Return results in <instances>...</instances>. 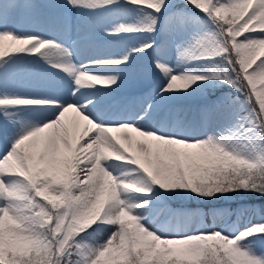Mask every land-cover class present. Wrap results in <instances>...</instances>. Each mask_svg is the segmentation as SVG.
I'll return each instance as SVG.
<instances>
[{
	"label": "rangeland",
	"instance_id": "rangeland-1",
	"mask_svg": "<svg viewBox=\"0 0 264 264\" xmlns=\"http://www.w3.org/2000/svg\"><path fill=\"white\" fill-rule=\"evenodd\" d=\"M256 1L258 2L259 0H247V7H249V10L257 4ZM39 4H41L45 10L41 11L42 9L39 7ZM159 11L167 13V17H165L166 19L163 18L161 23L173 32L177 48H184L190 53L185 55V52L182 53L181 51H176L174 52L175 60L178 61V63L180 62V64H186V66L191 67L190 73L187 76L199 75L206 77V79L194 81L187 89H182L179 85H177L178 87L173 89L172 92L164 91L160 94V89H155L153 92L147 93L146 96L148 98L146 97V101H144L143 104H141V101L139 102L137 113H143V115H146V110L158 108V106L165 102L177 103L175 101L183 97L186 98L192 94H199L201 99L197 103H201L200 105L205 106L204 113H202V115L198 113L201 118L196 116V119H201V126L196 129L193 128L183 130L177 135L172 134L173 138L193 141L206 139L208 136H219L221 134H243V136L254 140V144L248 145V152L251 153L253 157L249 160V163L253 166L249 168L247 165H243V167L246 169L258 170L264 166V152L260 151L259 147L260 144H264V137L260 136L259 127L254 126L251 120L246 118L249 116L251 109H255L257 112L261 111L257 105H262L261 102L264 101V95H261L264 94V78L255 79L254 92L256 93V99L251 103V105H249L244 93L241 92L238 87H234L232 84L228 83V81L223 79V75L226 72L230 73V66L228 65L225 54H216L213 51L204 52L202 49L192 51L198 40L206 39L218 33L219 30L213 19L202 10L197 9L194 5H192L190 0H164ZM244 12L245 10H243V13ZM156 14L157 13L153 10H148L147 7L144 8L141 5L131 3L130 0H78V2L75 3L73 0H0V33L7 32L17 37H36L38 39L51 41L55 46L60 47L64 52L73 48L75 44L82 43L83 39L87 40L89 38L97 37V42L88 41L90 44L94 45L95 43L101 44L103 41L106 42V40H110V38L113 39L118 33L126 32L122 30L123 26V28H131L133 30L127 31L132 36H128L126 38L127 40L125 39V46L121 51L122 54L119 55L122 57H111L112 53L97 50V52L93 54V57L90 59L95 57L96 62L104 64L103 68H108V66L105 65H111V63H107L109 61L108 59H122L125 61V57L127 55L125 52L137 50L135 61L137 63L146 62L147 64H150L151 49L158 44V36L153 35L152 33L143 32V28L144 24L151 22V20L155 18ZM172 16L175 19V23L171 20ZM240 18L241 16L238 17L239 22L243 19ZM257 19H259V17H257ZM254 24H256V20H252L248 24V27L251 28L252 31L256 30L258 32V28H264V24H259L254 28ZM245 31H248V29L246 28ZM103 34L105 35L104 38ZM245 35L255 37L260 34L248 33ZM243 38L244 37L242 36L238 37V39ZM8 43L10 42L6 41L5 45ZM173 44L175 45V43ZM144 45H150V47H148L146 51H140L139 49H141ZM56 49L57 48L54 47L42 50L43 53L23 52L24 55L22 56L11 55L0 58V99L36 97L35 93L40 92L39 89L29 90L21 84V78L22 74H24V70H28L29 65L34 64L35 62L47 67L49 70H55L58 73L60 72L59 74L61 77L56 81V87L62 89L64 85L68 84V86L71 85L74 90L77 89L78 92H81V90L86 88L85 86H90L92 83L81 85L82 89L79 85L78 88L75 75L65 71L61 67H57L56 65L58 63L47 59V57L53 54ZM100 53L101 55H98ZM143 55H147V58H142ZM65 56L63 54V57ZM66 58L72 60L73 55L70 53V55L66 56ZM214 58L215 60H213ZM139 59L140 61H137ZM80 60L83 61L81 57L76 59V61ZM131 62L135 63L134 61ZM80 68L82 69L83 67H77L75 69L79 71L81 70ZM144 68L147 67L143 65L138 70H134L129 81L127 77L122 79L120 77L118 78L119 80H117L115 76L108 75L110 73L104 74L103 77L99 78L113 79L114 77V79L119 82L123 81L124 87L120 90L123 92L127 88H138L146 82L153 80L148 71L146 75L142 72ZM139 72H142V74ZM217 74H219V78H216ZM172 75H177V73L175 74L174 72H170L167 82H170V77ZM140 81L142 83H140ZM216 87H219V89L213 93H209V89H215ZM71 97L74 96L71 95ZM197 103L192 100L191 106L192 104L198 106ZM3 107L4 105H0V131L4 130L7 125L17 123L15 117H9L3 113ZM193 116L195 115H192V117ZM261 119H264V116L257 117V123H260ZM37 123L38 122L36 121L34 125ZM226 124H229V126ZM34 125L29 127H20L21 130L16 129L15 132L12 133L11 138H7L5 141L1 142L0 157L9 151L18 138L24 135L27 130H31ZM55 127L62 135L63 132L61 130V126L57 125ZM69 135L70 143H74L72 132H70ZM100 136L102 137L103 133L93 136L89 135L88 137H94L95 140L94 138L88 140L86 139L83 143H80L78 148L75 147L74 151L77 153H84L86 151L84 153V164L89 162L88 164L90 166L93 158L98 157L101 159L99 154L87 152L88 145L93 144L96 146L97 141L101 138ZM146 139L147 141L151 140L149 137H146ZM183 140L173 142V146L171 147L172 149L169 150L168 160L165 161V165H167V167L164 171L170 173L174 177H182V180L178 181L177 185L178 187H182L186 198L190 192L192 193L191 196L196 193L197 186L195 182L204 181L207 177V173L210 174L213 172L211 169H214V167H242L219 153L207 150L197 145L196 147H192V145L195 144H186ZM75 142L77 143L78 139H75ZM24 143L25 142H22V144ZM146 143L147 142H145V148ZM245 143H247V141H245ZM122 147L125 148V151H128V144H125ZM254 147L255 150H253ZM145 148L144 150L146 153L147 148ZM23 149L24 147L19 145L16 154L13 155V161L8 163L7 161L0 162V176L3 174L13 175L7 177H14V175L30 177L32 182L34 181L35 184L42 185L40 189V198L43 202H47L50 207H62L64 205L62 196L64 193H68L73 196L74 192L72 187L67 185L66 182L64 185L62 177L53 181L50 179L47 171L45 173V171L40 170L39 167L36 168L32 164H29L27 161L29 155L26 154L27 152L25 153ZM149 155L150 156L148 157H143L150 161L152 156L151 154ZM91 156H93V158H91ZM152 164L153 169H155L154 163ZM60 169L61 171L62 169L64 170L63 163H61ZM61 175H63V172H61ZM82 179L83 178H76L77 181L75 183L79 184L83 181ZM135 180H139L138 177ZM209 181L210 179L206 182ZM241 181H243V183H241ZM201 183L203 184L205 182ZM168 184L170 185V187H167L168 189H161L159 186H151L153 189L151 192L136 193L138 196L130 200L131 203L139 205V207L133 209V214L140 217L141 224L155 234L162 236H185L221 232L223 235L232 238L240 232L246 230L251 225L264 224V211H260L254 201L255 199H249L246 197L247 191L244 190V187H250L249 178H241L239 180V184L243 187V189L241 192L236 193L234 197H225L223 201L216 204L212 203L203 208L198 204L186 206L181 203L172 204L167 201V196H169L171 190L173 189L172 184L175 183ZM102 192L103 193H99L98 196V199L101 201V205L106 202L108 198L107 191L105 190ZM26 194L29 196L28 193ZM27 196L24 198L26 200H23L24 205L28 203L25 202L28 201ZM0 199L4 200L3 195H0ZM24 205L21 207L20 211L22 214H28L29 209L24 207ZM34 210L38 211V209ZM184 216L189 217L193 221L194 225H196L195 229L188 230L183 235L167 231L166 227L168 225H174L178 222H182V220L185 219L183 218ZM0 219L3 218L0 217ZM123 220L129 232L135 233L137 230L136 222L131 221L127 216L123 217ZM20 227L21 225L18 217L10 223L5 222L3 224L0 222V257H6L5 255L11 252L18 255H30L33 257V255H37L38 252H43L44 254L45 251L49 249V241L45 237L28 239L26 238L28 234L22 233L20 231ZM116 227L117 226L115 225H108L103 221H98L95 225L84 232L78 235L76 233H72L69 237L77 235L74 238L75 243L80 244L81 247L84 245L96 247L104 244L110 238L111 234L116 231ZM38 231L44 232L46 231V228L38 229ZM62 234L65 235L63 231L58 233V235ZM137 234V240L133 246L136 250L140 248L144 250L145 256L143 257V260H148L149 257L155 255L157 252H161V254L175 253L180 257L188 259H194L197 257V254L190 247L181 242L157 244L155 242H146L144 239L146 234H141L139 232ZM215 243L218 246V244L222 242ZM242 243L251 245V248L254 246L253 250L255 247H263L262 253L258 254V256L264 257V234H254L253 236L245 239ZM53 252H56V249H53ZM122 254L124 253L119 249H109L98 258L99 264L109 262ZM79 258L80 257L73 253V259ZM237 259L244 260L242 257H237Z\"/></svg>",
	"mask_w": 264,
	"mask_h": 264
},
{
	"label": "bare ground",
	"instance_id": "bare-ground-1",
	"mask_svg": "<svg viewBox=\"0 0 264 264\" xmlns=\"http://www.w3.org/2000/svg\"><path fill=\"white\" fill-rule=\"evenodd\" d=\"M260 2H264V0H259L258 2L256 1V3H260ZM165 17H167V16L165 15ZM171 20L173 23H175V19L173 16H172ZM160 31H161V33H160L159 37L161 36V38H160L158 44H156V46H154L151 49V58H150L151 61L149 60L150 64H147V66L150 67L149 69L148 68L147 69L150 72V74H152L151 78L154 80L155 83L152 85V87L145 89L144 92L139 96V98L141 100H144V101H146L147 93L153 92L155 89L156 90L160 89V94H161V92H164V91H169V92L173 91V89L167 88V85L169 83V82H167V78L169 77L170 72H174L175 74L177 73L178 76H187L191 70L190 66H186V64H180V62L178 63V61L175 60L174 52L181 51L183 53V52H186V49L177 48V43L174 40L173 32L168 27H166L165 25L161 26ZM103 36H105V35L103 34ZM258 36H255V37H258ZM83 37H85V36H83ZM72 38H74V37H72ZM126 40H110V41L108 40L106 42L103 41L101 44L95 43V45L89 44V42L88 43H86V42L79 43L78 42L79 44H75L73 46L72 50L76 51L77 57H81V59H83V61L82 60L71 61L68 59H67V61L74 68L83 67L82 69L80 68L81 70H79V71H83L85 73L95 75L97 77H103L104 74L110 73L108 75L115 76L117 80H119L118 78H120V77H121V79L127 77L128 81H129L130 76L133 74L134 69H131V68H115L112 66H108V68H103V66L93 64V60L95 61V57L90 59L91 57H93L92 55L97 52V50H99L101 52L104 51V52L112 53L111 57H121L119 55L122 54L121 51L123 50V48L125 46ZM96 42H97V40H96ZM173 43H175V45ZM126 45H128V44H126ZM86 50H90L92 52L88 53V52H86ZM135 51L137 53V50H135ZM98 55H101V53ZM106 56H108V55H106ZM146 56L143 55L142 58L146 59L147 58ZM47 59L49 61L56 62V63L60 64L66 58L63 57L62 53L54 52L53 54L49 55L47 57ZM87 61H88V63H87ZM142 63H146V62H142ZM158 64H161L164 67H166L169 70V72L166 74L162 70L161 67L157 66ZM142 72L146 75L147 70L144 68ZM142 72H139V73L142 74ZM69 75H71V74H69ZM135 76H137V75H135ZM138 78H139V76H138ZM117 80H115V83L108 84L110 89L114 86L123 89V87H124L123 81L119 82ZM46 81L49 83L50 86L56 85V81L52 78L46 79ZM62 82H64V81H62ZM140 83H142V82L140 81ZM60 84H61V82H60ZM85 87H87V86H85ZM78 88H79V85H78ZM81 89H82V86H81ZM39 91H41V90H39ZM50 93L52 95H54L55 99L58 100V102H59L57 108H54V107H52V108L36 107V108H31V109L27 110L29 105H27L25 107L18 106L21 109L12 108L9 105H6V106L4 105L3 113L9 117L17 118V123L7 125V127H5L4 130L0 131V144H1V142L5 141L7 138L8 139L11 138L12 133L15 132L16 129L21 130L20 127L33 126L36 121L38 123L36 125H34V127H38V126H42L44 123H47L48 121L52 120L50 123L45 124L35 134L27 136L24 138L23 141L26 140L25 141L26 143H25V145H23V147H24L23 150L25 151V153L27 152L26 154L29 155L28 159H27L28 163L32 164L36 168L39 167L40 170H44L45 173L47 171L49 173L50 179L53 181H56L57 178L59 179V178L63 177V175H61V172L66 171V164L69 163V168L73 169V173H72L70 180L66 181V184L70 185V187H72L73 192H74L73 197L78 196L79 192H80V189L78 187L79 184L75 183L77 181L76 178H83L82 180L85 181V174L88 171V169L92 166V164L90 166L88 164L89 162L87 164H84L85 163L84 153L86 151L84 153H77L74 150H71L70 148H68V146L65 143V138H64L66 134H69L70 132H72V136H74V135L78 134L80 128H83L82 134L84 132H86V129H87L88 130L87 135L93 136V135H96L99 133H103L100 126L107 127V126L120 125V127L108 129V134L114 140H116V142L119 143L121 146H123L125 144H128V146H130L129 143H133L135 146V149H136L135 151L139 155H141L142 157L143 156L148 157L149 152L146 151V153H145V150H144L145 142H147V139H146L147 136L142 135L138 131L137 132L130 131V129L132 128L131 125L137 127L138 129H140L142 131L155 132V133L160 134L162 136L172 137V138H173L172 134L177 135L178 133L182 132L183 130L193 129V128L196 129L197 127L201 126V119L200 120L196 119L197 118L196 116H199V118H201V116L197 113L195 116L192 117V115H190V110L188 112L187 110L180 108V106H181V104H183V102H179L180 104L174 103L172 106V109L169 113L162 112V113L158 114L153 119L151 118L149 120H143L140 118V116L139 117L137 116L138 114H137L136 106H134L133 110H131V111L126 110L122 106H120L119 108L114 109V110H116L115 113H111L112 109L110 108L111 106L109 104L106 106V108L104 110H100V107L102 105L98 104L97 102H96L97 105L88 106V103L90 101L89 98L96 97L101 92H94V93H90V94H81L82 92L79 91V94H77L78 93L77 89L74 90L71 85L68 86V84H67V85H64V87L62 89L61 88L51 89ZM69 93L70 94H77L74 101L71 100V98L69 97ZM1 106H3V105H1ZM64 106H69L70 110L66 113H61V115L58 116L59 111H61ZM79 109L82 111V113L79 111ZM82 114L87 115L91 119H93L95 124L90 123V125H89V122L87 121V119ZM53 119H55V120H53ZM227 120H229V119H227ZM9 123H10V121H9ZM129 124H131V125H129ZM57 125L61 126V130L63 132L62 135L59 131L56 130L55 126H57ZM194 125H196V126H194ZM226 125L229 126V124H226ZM84 126L86 127V129ZM82 134L80 135V137L82 136ZM87 137H86V139L88 140ZM94 140H95V138H94ZM147 143L154 145L151 156L153 158L152 161L154 163L155 168L158 167L159 163L165 164V161L168 160L169 150L172 149L171 147L173 146L172 145L173 142H169V141H167L165 139H161V138H155L154 140L153 139L149 140V142H147ZM147 143H146V145H147ZM87 150H88L87 152H93V153L99 154L101 159L96 157L95 160H97V161L103 160L106 157H108L109 155H111V152L109 151L108 147L106 146V144L104 142L103 136L101 138H99V140L96 143V146L93 144H89L87 147ZM31 155H32V157H31ZM77 155H78V158H77ZM61 157H62V160H61ZM23 158H25V157H23ZM91 158H93V156H91ZM13 160H14V156L12 155L6 161L8 163V162H11ZM146 161H147V159H146ZM61 163H63V165H64V170L62 169V171L60 169ZM105 166H107L109 168V171H112L114 174L124 173L130 179H133V180H135L137 177L139 180L144 178V175L137 169L138 167L135 165L134 166L130 165V164L124 165L122 163H118V162H114L113 160H110V161L105 162ZM37 171H39V170H37ZM65 175H66V173H65ZM2 176H4V175L2 174ZM66 176H64V177L66 179H68V176L67 177ZM18 178L5 176L3 179H4L5 183L7 184L9 181L15 180ZM4 181L2 179H0V195H3L4 200H7L13 209H16L19 213H21L20 209L24 205L23 200H26V199H24L27 196L26 192L24 191L23 188H18L17 190L12 191L4 183ZM99 193L101 194V192H98L97 196H99ZM127 195L129 196L130 200L135 198L136 196H138L136 193H128ZM107 197H108V195H107ZM1 199H2V197H1ZM25 202H28V201H25ZM0 203H3V201H0ZM0 209H3V208H0ZM0 217L3 218V219H0V222H2L4 224L5 222L10 223L12 220L16 219L17 215H14L8 211H0ZM183 218H185V219H183L182 222H178L177 224H174V225H168L166 227L167 231L176 232V233H178V235H183L188 230H193L196 228V225H194L193 221L189 217L184 216ZM135 233L137 234L138 231L136 230ZM253 247H252V250H253ZM262 250H263V247L259 246V248L255 247L253 252L256 253V255H258V254L262 253Z\"/></svg>",
	"mask_w": 264,
	"mask_h": 264
},
{
	"label": "snow or ice",
	"instance_id": "snow-or-ice-1",
	"mask_svg": "<svg viewBox=\"0 0 264 264\" xmlns=\"http://www.w3.org/2000/svg\"><path fill=\"white\" fill-rule=\"evenodd\" d=\"M73 2H78V0H73ZM131 3L146 6L149 9H154L157 12L161 9L164 0H130ZM244 0H206L204 4H200L198 0H190V3L194 5L197 9L202 10L206 13L213 21L216 23V27L218 28V33L206 38L201 39L196 42L192 51L202 49L204 52L213 51L216 54H225L226 59L228 61V65L230 66V73H225L223 75V79L228 81V83L232 84L234 87H238V89L244 93L246 96L247 102L249 105L256 99V93L254 92V81L256 78L264 77V56L259 58L252 59L251 62L247 63V67L245 68V59L238 55V50H234L232 46L226 45L224 43L225 38L231 41L233 39L232 36L228 35L226 31L231 27L230 21L233 20V13L239 11V5L242 4ZM264 12V2L257 3L250 10L247 11V14L244 15L243 19L240 21L239 25H236V28H239L242 25L249 24L250 21L256 20V24L253 25L255 28L257 25L262 24L260 22V13ZM259 17V19H257ZM155 20H151V22L144 24L143 30L145 31H154ZM259 29V28H258ZM124 31H132L131 28H123ZM248 33H259L258 37H251L245 34ZM244 37L243 39H238V37ZM260 40H264V30L260 31H245L242 35L235 37V44L237 46L240 45L241 42L254 41L258 42ZM10 42L5 45V42ZM30 40H23L17 38V36L11 33H0V58L8 56L9 52L19 53L22 51V45L30 43ZM56 47L53 42L46 41L45 43H41L38 48L34 49V53H40L42 49L45 48H54ZM150 45H144L139 49L140 51H146ZM228 47V51L225 52L223 49ZM185 55L190 54L187 50L184 53ZM66 56H69L70 53H65ZM123 61L121 60H113L108 61L107 63L111 64H120ZM58 67H62L65 71L72 73L75 75L76 83L78 85H85L87 83H91L95 81V84H111L115 83V79H101L95 75L89 74L87 77L83 76L81 73H85L83 71L76 70L68 61L65 59L60 64L56 65ZM161 67L162 70L167 74L169 70L161 64L157 65ZM216 78H219V74H217ZM206 79V77L194 75V76H177L172 75L170 77V82L167 85L168 89H176L177 85H179L182 89H187L190 84L194 81ZM87 81V82H85ZM26 105L31 104H40L39 100H26L24 102ZM0 105H21L17 102V98H4L0 99ZM258 108L261 109L260 112H257L255 109H251L249 116L246 119L251 120L252 124L256 127L260 128V123H257L256 118L264 116V105H257ZM77 108V107H76ZM69 106H64L61 111H59V115L61 113L68 112ZM82 113V111L79 109ZM56 119V118H55ZM54 119V120H55ZM131 125V124H129ZM137 127L132 125L130 131L137 132ZM139 133L142 130L138 131ZM94 137H88V139H93ZM155 139V138H149ZM19 140V139H18ZM17 140V141H18ZM17 141L11 147L9 151H7L2 157H0V162H5L7 158L16 154L17 149L20 144H17ZM192 147H196V145H192ZM128 152L133 153V155H138L140 157V164L149 172L153 169V164L151 161H146L144 157L139 155L135 149H130ZM167 165L163 163H159L158 167L164 170ZM5 176H13V175H4L0 176V179L4 181ZM17 177V176H14ZM5 183V181H4ZM35 184V182H32ZM6 184V183H5ZM26 182L21 181L20 179H15L9 181L6 185L12 191L17 190L18 188H25ZM165 187H170L169 184H165ZM250 189L255 190L261 194H264V185H258L255 182H252ZM28 194L33 195L32 190L28 189ZM33 198L39 204H45L42 200L38 199L33 195ZM3 203H0V208H12L7 200H0ZM46 207H50L49 205H45ZM56 221L53 219L52 225L46 227V231H44V237L49 241V259L51 264H92L93 261L98 260L106 251L109 249H119L121 250L125 256L127 264H144L143 255L141 252L136 250L133 247V244L137 240L138 234L129 232L128 228L127 232L124 233L121 231L118 226L116 227V231H114L110 238L101 245L96 247H89L88 245H84L81 247L80 244L75 243V237L77 236H67L65 235H57L55 238L53 237L52 228L54 227ZM110 225V224H109ZM116 226V225H115ZM150 235L145 236L146 242H155L157 244H171L174 242H181L190 247L198 256L199 264H228V259L226 256L222 255L221 252H218L210 245L209 237L214 236L217 232L211 233H201L195 235H185V236H162L155 234L154 232L148 230ZM223 235L221 232H219ZM254 234H264V224L259 225H251L246 230L240 232L238 235L232 238H237V243L235 245L236 249L242 253L241 257L248 262V264H264V257L256 255L251 248V245L242 243L245 239L253 236ZM230 238V237H229ZM63 242V243H61ZM67 245V246H65ZM53 249H56V252H53ZM58 253V254H57ZM73 253L76 256L80 257L79 259H73ZM27 264V262H24Z\"/></svg>",
	"mask_w": 264,
	"mask_h": 264
},
{
	"label": "clouds",
	"instance_id": "clouds-1",
	"mask_svg": "<svg viewBox=\"0 0 264 264\" xmlns=\"http://www.w3.org/2000/svg\"><path fill=\"white\" fill-rule=\"evenodd\" d=\"M200 4H204L206 0H198ZM247 8V0H244L242 4L239 5V11L233 13V20L229 23L231 27L227 29L228 35L232 36L231 41L225 38L224 43L226 45L232 46L234 50H238V55L245 59V68L247 63L251 62L252 59L264 56V40L258 42L247 41L241 42L237 46L235 44V37L240 36L245 32L247 28L248 31H252L248 27V24L239 25L238 17L243 15V10ZM260 22L264 24V12L260 13ZM21 41L30 40V43L22 45V51L20 52H33L34 49L38 48L41 43H45L47 40L38 39L36 37H17ZM49 49V48H45ZM42 49V50H45ZM40 51V53L42 52ZM225 52L228 51V47L223 49ZM19 52V53H20ZM83 76L87 77L88 73H81ZM264 78V77H262ZM87 82V81H85ZM95 83V81H92ZM264 95V94H261ZM26 100H33L27 98H17V102L21 105H26L24 102ZM264 105V101L261 102ZM89 123L95 124L93 119L89 116L82 114ZM54 120V119H53ZM52 120L48 121L50 123ZM42 126L34 127L22 135L17 144H20L25 137L35 134L39 131ZM132 126V125H131ZM103 131V138L106 146L108 147L111 155L103 160L97 161L95 158L92 159V166L88 169L85 174V181L80 182L78 187L80 189L78 196H71L68 193H64L62 199L64 200V205L60 208L46 207L49 205L47 202L45 204H39L33 198L40 196V189L42 185L33 184L30 177L14 175L23 182H26L24 191L28 193V189L32 190L33 195L28 196V203L24 207L29 209L28 214L19 213L16 209L5 207L0 209V211H8L14 215H17L20 222V231L22 233H27L28 239L44 237V232L38 231V229H44L49 225H52L53 219L56 223L52 228L53 237L55 238L58 233L63 231L65 237L76 233L77 235L89 229L95 225L98 221H103L105 224L116 225L124 233L127 232L123 217L127 216L131 221L136 222L137 231L141 234L150 235L148 229L143 226L140 222V217L133 214V209L139 207V205L130 202L128 193H147L151 192L153 189L151 186H159L161 189H168L165 184L168 183H178L182 180V177H174L170 173L165 172L160 168L152 169L150 172L145 169L140 164V157L138 155H133V153L125 151V149L116 142L109 134L108 129H113L120 127V125L115 126H100ZM140 131V129H137ZM142 135L149 138H161L169 142H176L177 139L172 137H165L155 132L142 131ZM260 136L264 137V119L260 120L259 128ZM186 144H195L207 150L219 153L225 158L234 161L238 165H247L251 168L253 165L249 163L253 157L251 153L248 152V145L254 144V140L243 136V134H231V135H219V136H208L206 139L201 140H183ZM247 141V143H245ZM260 151L264 152V144H260ZM255 150V147L254 149ZM125 161L127 160L133 165L138 166V168L144 174V178L140 180L130 179L126 174H114L109 171V168L105 166L106 161ZM237 175H245L243 167L238 169H233ZM45 183V182H42ZM243 183V181H241ZM107 191L108 198L106 202L101 205V201L98 199L97 193L101 191ZM171 190V189H169ZM227 190V189H225ZM203 195H210V193H202ZM38 209V211L34 210ZM47 218V219H45ZM213 242H222L218 244L219 248H222V255L226 256L228 259V264H248L246 260H239L237 257H241L242 253L239 252L235 245L237 243V238H229L225 235H221L217 232L214 236L208 238ZM63 243V242H61ZM92 264H99L98 260L92 262Z\"/></svg>",
	"mask_w": 264,
	"mask_h": 264
},
{
	"label": "trees",
	"instance_id": "trees-1",
	"mask_svg": "<svg viewBox=\"0 0 264 264\" xmlns=\"http://www.w3.org/2000/svg\"><path fill=\"white\" fill-rule=\"evenodd\" d=\"M243 167V166H242ZM235 167L232 166L229 169L222 170H213L209 174V182L198 183L197 191L194 196L191 198L192 203H202L205 205L206 203H215L218 200L214 199L213 192L217 191L220 196H233L236 193L241 192L243 187L239 184V180L241 178H249L250 185L252 182L257 183L258 185H264V167L259 168L258 170L246 169L243 167L245 175H237L235 171H233ZM241 167H237L238 169ZM208 179V180H209ZM177 185V184H176ZM175 185V190H173L172 198H174V202H184L183 191L181 188H177ZM179 189V190H178ZM227 189V190H225ZM244 190H246V197L249 199H255L256 205L260 209V211H264V194H261L255 190L249 188V186H245ZM202 193H210V195H203ZM200 199V200H199ZM210 245L212 248L217 250L218 252H222L220 248H218L217 244L213 241H210ZM142 253L143 257L145 253L143 249L138 250ZM158 255H153L149 259L150 261H144V264H199L198 256L194 259H188L184 257H180L175 253L172 254H161V252L157 253ZM6 257H1L2 260H5L6 264H33L32 256H23L18 255L14 252L8 253L5 255ZM104 264H127L125 254L118 256L117 258L106 262Z\"/></svg>",
	"mask_w": 264,
	"mask_h": 264
}]
</instances>
